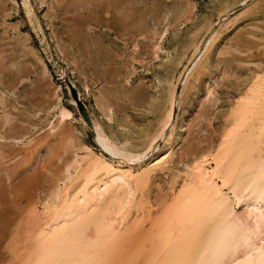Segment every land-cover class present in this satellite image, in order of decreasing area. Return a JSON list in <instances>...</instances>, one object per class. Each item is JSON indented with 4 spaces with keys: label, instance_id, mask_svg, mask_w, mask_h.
<instances>
[{
    "label": "rangeland",
    "instance_id": "374dc122",
    "mask_svg": "<svg viewBox=\"0 0 264 264\" xmlns=\"http://www.w3.org/2000/svg\"><path fill=\"white\" fill-rule=\"evenodd\" d=\"M214 36L205 69L184 90ZM0 69V264H23L43 205L82 166L87 149L101 152L97 129L119 150H144L167 88L175 85L170 125L141 160L150 164L172 153L171 162L138 194L140 217L136 210L119 213L114 197L109 199V218L119 229L111 224L126 232L117 251L103 235L91 244L101 264H121L183 187L197 159L217 147L233 104L263 74L264 3L0 0ZM61 110L69 113L63 122ZM109 157L114 164L137 166Z\"/></svg>",
    "mask_w": 264,
    "mask_h": 264
},
{
    "label": "bare ground",
    "instance_id": "6f19581e",
    "mask_svg": "<svg viewBox=\"0 0 264 264\" xmlns=\"http://www.w3.org/2000/svg\"><path fill=\"white\" fill-rule=\"evenodd\" d=\"M215 36L189 71L184 90L205 69ZM199 50L198 41L194 53ZM167 90L159 124L144 150H119L97 129L101 152L87 149L80 160L82 166L75 168L64 187L57 186L36 223L31 219L35 223L33 242L23 264H101V258L90 252L100 235L105 236L110 250L117 251L126 232L117 231L119 226L109 218L112 205L108 201L114 197L119 213L136 210L140 217L139 211L144 209L138 194H143L153 173L166 168L173 157L170 153L150 164L141 163L170 125L177 92L175 85ZM60 116L63 122L69 113L61 110ZM226 122L217 147L193 162L183 187L169 204L166 202L151 231L145 232L139 247L119 261L121 264H264V72L233 104ZM111 155L137 166L114 164Z\"/></svg>",
    "mask_w": 264,
    "mask_h": 264
},
{
    "label": "water",
    "instance_id": "95a60500",
    "mask_svg": "<svg viewBox=\"0 0 264 264\" xmlns=\"http://www.w3.org/2000/svg\"><path fill=\"white\" fill-rule=\"evenodd\" d=\"M79 109H80V113H81V115H82L83 120H84L85 122L88 123V118H87V116H86V113L84 112L83 107L80 106Z\"/></svg>",
    "mask_w": 264,
    "mask_h": 264
}]
</instances>
